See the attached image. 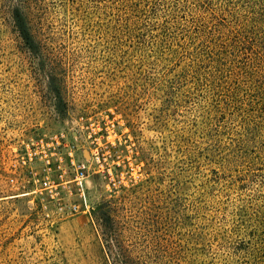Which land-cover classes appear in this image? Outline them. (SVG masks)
I'll return each mask as SVG.
<instances>
[{
	"label": "rangeland",
	"instance_id": "1",
	"mask_svg": "<svg viewBox=\"0 0 264 264\" xmlns=\"http://www.w3.org/2000/svg\"><path fill=\"white\" fill-rule=\"evenodd\" d=\"M219 3L0 0V261L100 264L109 216L143 264H264V103L200 57L230 23ZM63 133L90 165L72 216L29 162L51 138L63 154Z\"/></svg>",
	"mask_w": 264,
	"mask_h": 264
},
{
	"label": "trees",
	"instance_id": "2",
	"mask_svg": "<svg viewBox=\"0 0 264 264\" xmlns=\"http://www.w3.org/2000/svg\"><path fill=\"white\" fill-rule=\"evenodd\" d=\"M195 1L199 7L204 2ZM219 4V8L209 15L215 17L220 12L229 17L230 23L216 25L217 32L212 35V42L200 53V57L212 66L209 78L215 84L240 79L242 83L238 81L233 88L238 90L246 84L249 91L258 94L264 103V0H220ZM11 19L24 46L30 52H35V39L24 11L13 8ZM204 29L203 33H206ZM113 226L109 216L99 223L103 247L100 264H143L139 257L133 256L131 247L116 234ZM3 254L0 252V259ZM0 264L4 263L0 261Z\"/></svg>",
	"mask_w": 264,
	"mask_h": 264
},
{
	"label": "built area",
	"instance_id": "3",
	"mask_svg": "<svg viewBox=\"0 0 264 264\" xmlns=\"http://www.w3.org/2000/svg\"><path fill=\"white\" fill-rule=\"evenodd\" d=\"M63 154H59L56 150L57 148L54 147L59 146L61 144V141L56 140L55 138H51V143L47 142L46 149L43 147V151L34 154H30L29 156V162L33 161L34 158L38 157L40 158V162L43 165L44 168V174L42 178L38 177L37 173H31L33 174L34 182H39L40 188L42 190L48 191V194H50L51 199H55V194L53 193V190L58 185L63 186V213L67 215H75L78 214L82 210V206H84L85 210L87 209V203H86V184L85 180L87 178V173L89 171L90 165H88V162L80 161L77 159L76 156V148L74 145H71L67 142V137L63 133ZM55 144V145H54ZM44 146V144H43ZM91 161L93 163H99L100 157L97 153L91 154ZM25 164V162H24ZM128 168L132 166V163L127 162ZM53 168H55L53 170ZM70 169V171H69ZM57 172L59 173L58 179L59 182L56 183L55 180H53L52 173ZM74 186L75 193L71 192L70 186ZM73 196L76 197V200L78 202H70L68 204H65V201L72 198ZM62 209V207H61Z\"/></svg>",
	"mask_w": 264,
	"mask_h": 264
}]
</instances>
